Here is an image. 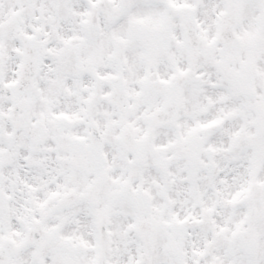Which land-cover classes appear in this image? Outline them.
Returning a JSON list of instances; mask_svg holds the SVG:
<instances>
[{
    "label": "snow or ice",
    "instance_id": "snow-or-ice-1",
    "mask_svg": "<svg viewBox=\"0 0 264 264\" xmlns=\"http://www.w3.org/2000/svg\"><path fill=\"white\" fill-rule=\"evenodd\" d=\"M0 264H264V0H0Z\"/></svg>",
    "mask_w": 264,
    "mask_h": 264
}]
</instances>
